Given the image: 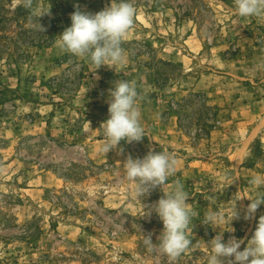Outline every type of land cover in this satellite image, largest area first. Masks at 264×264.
<instances>
[{"label":"rangeland","instance_id":"374dc122","mask_svg":"<svg viewBox=\"0 0 264 264\" xmlns=\"http://www.w3.org/2000/svg\"><path fill=\"white\" fill-rule=\"evenodd\" d=\"M132 2L126 63L95 70L55 40L77 7L96 13L111 0H36L50 7L44 31L17 0H0V264H207L211 239L246 243L264 215L261 205L244 219L247 198L264 195L249 183L264 176V24L235 15L234 0ZM117 80L136 82L146 136L105 154L100 125ZM149 150L175 152L177 164L144 208L123 161ZM177 180L192 244L172 260L144 244L163 224L143 215ZM209 210L225 215L217 229L202 223Z\"/></svg>","mask_w":264,"mask_h":264},{"label":"clouds","instance_id":"9594fccd","mask_svg":"<svg viewBox=\"0 0 264 264\" xmlns=\"http://www.w3.org/2000/svg\"><path fill=\"white\" fill-rule=\"evenodd\" d=\"M17 3L36 16L38 30L44 31L39 18L50 15V7H34L36 0H17ZM232 11L239 17H254L258 23L264 24V0H234ZM135 13L132 0H111L108 6L96 13L82 11L77 7L70 15L71 26L57 36L55 44L62 52L88 59L95 70L102 66L112 69L117 65L122 67L127 60L122 42L134 26ZM108 96V118L100 125L104 141L101 151L105 154L116 149L122 140L127 143L139 142L146 136L137 106L142 94L138 91L136 82L117 80L113 88L108 90ZM123 164L128 181L134 185L130 197L141 203L142 197L150 195L157 187H162L168 177L175 174L177 154L167 150H149L142 159H133L129 155ZM234 182V179H229V186ZM249 183L258 188L264 187V176L256 175ZM163 193L143 215L150 217L154 212L162 221L163 229L157 238L158 243H153L151 234H147L144 235V244L149 251L158 250L175 260L192 244L187 231L193 213L186 202L189 194L179 180L173 184L171 191ZM244 198L246 197L241 195L238 200ZM247 199L250 203L244 209V219L251 220L255 218L258 208L264 205V195ZM239 218L235 204L230 213V224ZM224 222L225 215L213 210L206 212L202 221L213 229ZM228 232H234V229ZM209 243L211 252L207 264H264V215L259 217L255 230L246 243L244 238L238 239L234 235L225 241L223 233L217 234Z\"/></svg>","mask_w":264,"mask_h":264},{"label":"crops","instance_id":"0c3cea01","mask_svg":"<svg viewBox=\"0 0 264 264\" xmlns=\"http://www.w3.org/2000/svg\"><path fill=\"white\" fill-rule=\"evenodd\" d=\"M161 112H162V111H160V113H158V114H155L154 120H156L158 117H160Z\"/></svg>","mask_w":264,"mask_h":264}]
</instances>
